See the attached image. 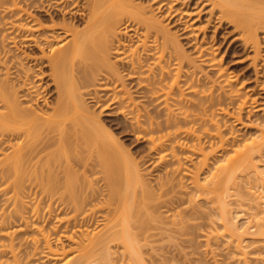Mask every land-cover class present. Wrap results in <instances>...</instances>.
Returning <instances> with one entry per match:
<instances>
[{
	"label": "bare ground",
	"instance_id": "1",
	"mask_svg": "<svg viewBox=\"0 0 264 264\" xmlns=\"http://www.w3.org/2000/svg\"><path fill=\"white\" fill-rule=\"evenodd\" d=\"M183 1L0 0V264H88L113 242L141 264L149 220L187 188L191 200L219 204L224 231L207 243L227 236L248 263L242 242L253 226L240 229L241 211L231 216L226 197L237 170L264 182V123L243 140L227 130L229 121L246 125L257 99L222 65L220 45L232 27L230 42L252 51L248 65L264 75V0ZM103 113L147 143L150 164L164 173L157 189ZM32 227L36 235L23 238ZM59 228L57 239L74 249L54 246Z\"/></svg>",
	"mask_w": 264,
	"mask_h": 264
},
{
	"label": "rangeland",
	"instance_id": "2",
	"mask_svg": "<svg viewBox=\"0 0 264 264\" xmlns=\"http://www.w3.org/2000/svg\"><path fill=\"white\" fill-rule=\"evenodd\" d=\"M182 1L183 0H179V2H182ZM189 1L186 0V2H189ZM184 2L185 0L183 1V3ZM224 29L227 30L226 31L227 37H226V34L225 35L223 34L224 35L223 37L221 35L222 32L226 33ZM224 29L220 30L218 37H217V41H216L217 44L218 43L221 44L224 37H226V40H228L225 42V39H224L223 43L220 45V48H221L220 55L223 52L224 53L223 58H225L223 59L222 65L224 67H227L226 69H229V71L232 72V74L233 73L234 75L236 74L239 77V82L240 81L244 82L246 91L248 90L247 91L248 94L254 96L257 99L255 106L254 104H250L249 105L250 108L248 109L249 111H246L244 114V121L246 124L245 126L240 127V125L238 124L236 125L235 123L231 121L227 122V125H228L227 130L228 131L230 130L238 131L237 133L239 135V138L243 140L245 138L255 137L257 133L256 126L259 125V123L260 124L264 123V79H263L264 75H262L261 73L260 74L261 76L260 75H258V77L255 76L253 68L250 65H248L253 55L252 54L253 52L250 51L249 49L247 50L241 49V46L238 43H234L233 41L230 42L231 40L234 39L233 38L234 35H230L228 33L229 30L230 32H232L231 31L232 27L227 26V28H224ZM211 32H212V28L208 30V34L210 35L213 34V32L212 33ZM260 37L262 40V49L264 53V38H262V34L260 35ZM134 40H138L136 36H134ZM27 46L28 45H24V49L27 48L29 50ZM226 47L228 50L224 52L226 50ZM238 60L240 62H238ZM241 60L243 62H241ZM36 68L38 67H35L34 69ZM42 68L43 70L47 69L46 66L45 67L42 66ZM37 70L39 71V68ZM44 80H47V79H44ZM45 96H46L45 98L51 99L52 97H54V91L47 93ZM95 109L96 111L99 110L98 108H95ZM250 111L251 113L249 114ZM101 117L104 120L105 118L107 119L108 125H111V123L113 124L112 126L113 129H115V132L119 135V138L124 143L125 147H127L129 150L131 149L130 151L133 153V155L136 157L138 161H141V162L143 161L142 168L144 172L146 173V177L148 181L154 186V188L157 189L156 179H158L157 177L160 174L164 175V173L162 172V167L160 166L161 167L160 168L159 166H157L158 164L157 165L154 163L150 164L149 159L151 158L147 156L149 153V151L146 149L147 143L139 142L135 139L134 135L126 134V131L122 129L123 124L122 123L117 124L119 120L117 121L111 116H105L104 113L101 115ZM109 120L110 122L111 121L112 122L109 123ZM152 157H155V156H152ZM185 166L192 168L193 163L186 162ZM211 167L213 168L214 166L212 165ZM262 169L264 170V164L263 166H261V170ZM248 174L249 172L237 170L238 185L232 188L226 197V199L229 202L228 204L232 209V212L230 214L231 216L236 214L235 212L241 211L240 212L241 216L239 220L237 221L239 227L241 225H244V226L248 225V223L253 226V227L251 226L252 228H250L249 230V232L251 231L249 235L243 238L244 241L242 242L243 250H245L249 256L247 257L249 260L247 261L248 263H245L244 260L239 259L240 250H238L236 242L232 240L231 238H227V236H221L219 238H216L215 236L212 238L210 242L211 244L207 243V237L209 235L215 232L222 233V231H224L221 225L222 219L220 218V215H219V207H218L219 204L213 201L210 202V200H207L203 196L202 197L194 196L193 199L191 200L190 195L192 191L190 188H187L188 192H190V195H184V199L180 203L175 204L172 207L171 211L164 212L162 215L152 218L153 219V220L151 219L152 221L149 220L151 222L149 225L151 227L154 226L153 229L151 228L152 230L150 229L151 231L149 230V233H151L152 236L149 238L148 236H145L147 238V240H145L144 233L145 235H148V234H146L145 232L146 230H144V233L142 234L143 239H141V241L137 243V246L139 247L140 252H141V256H143L141 258H144L141 261V264L142 263L143 264H249V262L250 264H264V233L263 234L259 233L260 231H264V214L262 213L261 215L259 214L260 216L255 217L258 210L260 211L261 209H264V203H262L264 201H261V203H259V201L255 202L256 199L253 200L256 197V195H259L258 193L260 192L261 194L264 195V188H263L264 182L263 183L261 181L258 182L259 180L258 179L256 180V178H252V179H255V180H252L251 176L254 177V175L250 173L248 176ZM206 175L207 173H205L203 177ZM79 176L81 178V175ZM91 176L93 177L95 175L91 174ZM247 176L252 181H250ZM77 177L78 175H76V180L79 178ZM72 178L74 177L72 176ZM246 180H249V181H246ZM183 181H185L184 183L187 185V187L190 186L188 184L189 181L187 180V178L183 179ZM96 214H95V217L97 216ZM242 217H245L247 220H245V218H242ZM97 218L95 220H97ZM248 219L251 221H249ZM30 220L31 219L29 218V221ZM39 220L37 221L39 222ZM43 220L48 222L47 224V222L45 223L43 221L45 225L47 224L46 226L48 228L50 221L47 218ZM51 220L54 221V219H51ZM32 222H30V224ZM40 222L42 221L40 220ZM32 224L31 226H33ZM136 224L137 223H135V225ZM46 226H43V227H46ZM99 226L100 225H98L97 222H94L90 224L89 228L91 231H94L95 228H96L95 230H98V228H100ZM244 226L243 227L241 226L240 229L242 228L244 229ZM30 229L31 230L28 229L29 231H26L25 233L20 232L22 235L21 234L19 235L23 236V238L27 236L30 239L31 236L36 235V232L33 230V227ZM35 230H36V227H35ZM257 230H258V233H257ZM53 231L54 230H52L51 233H52L53 244L55 247L60 246L61 244L65 245L67 249H70V248L74 249L76 247V244L74 245V242L72 241L73 242L72 243L71 240L68 239V237L67 238L63 237L61 241L57 239L61 233L59 232L61 231V228H59L58 230L59 233H57V231H54V232ZM140 231L142 230L140 229ZM147 233H148V230H147ZM110 245L111 246H110L109 251L111 252V255L109 251L105 252V251L100 250V248H98V251L96 250L97 252H94L92 260L90 259L91 261H89L88 264H140V260L138 261L136 257L135 258L133 257V259L132 258L129 259L130 257L127 256L128 253L124 252L126 251V249L123 247L124 245H122L120 242H117V243L113 242ZM107 256L111 258H108ZM41 259L42 258L37 259V260H41ZM64 261H60V262L63 263ZM32 262L33 261L29 263L32 264ZM42 262L43 261H41V263ZM25 263L26 262H24V264ZM43 263L52 264L53 262L52 261L49 262V260L46 261L44 259ZM26 264H28V261Z\"/></svg>",
	"mask_w": 264,
	"mask_h": 264
}]
</instances>
